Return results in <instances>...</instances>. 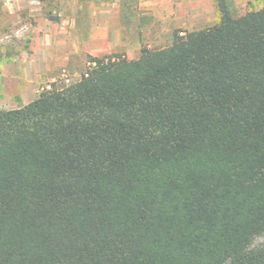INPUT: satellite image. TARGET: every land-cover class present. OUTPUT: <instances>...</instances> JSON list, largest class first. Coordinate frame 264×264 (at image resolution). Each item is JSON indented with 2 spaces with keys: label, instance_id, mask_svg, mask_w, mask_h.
Instances as JSON below:
<instances>
[{
  "label": "trees",
  "instance_id": "obj_1",
  "mask_svg": "<svg viewBox=\"0 0 264 264\" xmlns=\"http://www.w3.org/2000/svg\"><path fill=\"white\" fill-rule=\"evenodd\" d=\"M216 3L0 108V264H264V0Z\"/></svg>",
  "mask_w": 264,
  "mask_h": 264
},
{
  "label": "rangeland",
  "instance_id": "obj_2",
  "mask_svg": "<svg viewBox=\"0 0 264 264\" xmlns=\"http://www.w3.org/2000/svg\"><path fill=\"white\" fill-rule=\"evenodd\" d=\"M226 2L232 16L263 5ZM219 17L216 0H0V108L76 81L89 56L136 58L143 47L167 46L175 32L184 35Z\"/></svg>",
  "mask_w": 264,
  "mask_h": 264
}]
</instances>
